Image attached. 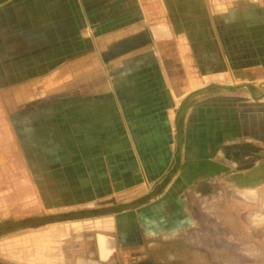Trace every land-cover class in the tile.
<instances>
[{"label":"crops","instance_id":"obj_1","mask_svg":"<svg viewBox=\"0 0 264 264\" xmlns=\"http://www.w3.org/2000/svg\"><path fill=\"white\" fill-rule=\"evenodd\" d=\"M6 8L14 10L6 18L9 24L33 25L38 30L50 26L58 29L55 30L58 35L64 33L61 27H87L81 32L91 36V63L75 61L50 71L40 81L44 86L41 91L87 89L91 92V152L93 147L104 154L116 148L115 152L120 154L135 155L141 176L149 171L148 174L157 178L149 189L131 199L132 203L85 211L91 205L79 203L77 164L56 162L55 168L50 165L47 170L73 171L69 175L57 174L61 177L47 172L46 181L42 179L41 185L58 187L45 188V195H52L48 197L51 200L59 198L63 204L39 213L48 218L26 225L22 237L10 240L7 246L0 243V254L1 250L7 251L8 256L0 257L1 261L124 264L122 261L127 258L120 255L119 233L124 234L126 242L130 238L127 234L134 229L141 236L164 231L144 228V216L138 217L144 210L141 207L162 197L161 202L168 201L167 211L158 205L152 215L167 217L169 221L162 220L161 224L169 232L186 229L191 216L185 205H177L182 202V193L192 185L214 178L234 186L233 196L238 199L234 198L230 205L233 226L245 227L237 218L252 206L249 211H263L255 215L258 218L255 224H259L255 228H261L264 223L261 209L264 207L261 205L264 202V0H0V10ZM22 35L26 40L25 29ZM13 37H8L9 57L19 56L18 49L12 48ZM138 39L144 40L118 52L123 44ZM101 56L119 59L118 83L110 81ZM135 59L134 65L131 64ZM82 76H87L90 86L71 85L79 83ZM43 100L41 105L54 103L53 98ZM109 131H114L113 137L119 139L114 146L112 142L106 146V142L96 139L107 136ZM93 159L97 161L98 157ZM96 163L91 171L97 170ZM105 168L108 169L104 161L100 169ZM14 185L7 183L8 187ZM86 185L91 187V182ZM63 186L75 188L65 197V191L59 188ZM250 189L255 195L245 200L242 192ZM87 191L89 197L84 201H91V189ZM17 192L9 188L0 196L3 199L0 223L9 220L11 214L4 211L13 209L14 202L10 200L14 201ZM133 211L141 225L136 223L128 230L118 226L117 218ZM50 214L59 215L50 217ZM95 221L99 229H91ZM177 259L203 261L202 257Z\"/></svg>","mask_w":264,"mask_h":264},{"label":"rangeland","instance_id":"obj_2","mask_svg":"<svg viewBox=\"0 0 264 264\" xmlns=\"http://www.w3.org/2000/svg\"><path fill=\"white\" fill-rule=\"evenodd\" d=\"M10 12L14 10L10 11L7 8L0 10V196L9 188L17 189L18 192L13 197L14 201L10 200V203L14 202L13 209L4 211L11 214L9 220L0 223V243H4L5 246L10 240L22 237L26 232L24 231L26 225L39 223L48 218L40 215L41 213L50 208L57 209L63 204L59 198L51 200L49 198L52 195L46 196L44 193L45 188L56 190L58 187L41 185L42 179L46 181L47 172L52 173L54 177H61L57 175L60 173L69 175L73 172L61 168L46 169L50 165L55 168L53 166L56 162L77 164L79 169L76 172L80 174L79 203L81 206L91 205V208H86L89 210L85 211L104 205L120 206V203H129L131 199L149 189L157 178L151 173L148 174L149 171H145L144 176H141L137 161L134 160L135 155L120 154L115 152L116 148L104 154L99 153L98 147H93L91 152V92L86 91L87 89L41 91L44 86L40 81L50 71L63 64L71 65L75 61L76 63L80 61V64L91 63V36L82 34L87 27L81 25L61 27L60 31L64 30V33L58 35L59 33L55 31L58 29L50 26L38 30V27L33 25L25 27L9 24L6 18ZM24 29L26 40L22 35ZM8 37H13L12 48L18 49L16 54L19 56H7L11 46ZM113 58L100 57L111 76L110 81L116 84L120 81V63L119 59L114 61ZM135 62L136 59L131 64L134 65ZM71 85L88 87L91 81H88L87 76H82L79 83ZM45 98H53V105H41ZM107 133V136L102 135L96 139L106 142V146L110 142L112 146L115 145L114 142H119V139L113 137L116 134L114 131ZM93 157H98L97 161ZM104 161L108 169L102 170L100 167ZM93 163L97 166L95 172L91 171V166L95 165ZM94 181L96 185H93ZM86 182H91V187L90 185L87 187ZM7 183L16 185L8 187ZM59 188L65 191L63 194L68 197L71 189L75 187ZM233 188V185L220 178L190 186L185 194L182 193L183 199H180L182 202H178L177 205L187 207L191 224L186 229L174 232L167 231L164 229L167 228L164 223L161 224L162 220L169 221L167 217L164 219L152 215L154 207L157 208L158 205L166 212L168 201L161 202V197L141 207L144 210L138 213V217L141 214L144 216L142 220L144 228L164 231L141 236L136 235L134 229L127 234L130 238L126 242L124 234L118 232L117 244L121 248V257L129 258L131 253L137 254L135 251L131 252L129 248L125 249V244L135 249L139 246L147 247L148 243L151 244L150 247L161 248L169 243H176L174 246L177 256L202 257L210 260L176 261L177 264H264V223H261V228H255L259 226L255 224L258 222L255 215L263 211H249L252 209L251 206L237 218L245 227L233 226L230 205L234 198L238 199L237 196H233ZM89 189L91 201H84L89 197L87 191ZM254 193L253 189L244 190L242 198L252 199ZM261 205L264 206V202ZM261 209L264 210V207ZM58 215L50 214V217ZM117 220L118 226L128 230L136 226L137 215L133 211L119 216ZM189 222L188 219L186 225ZM137 224L141 225L139 221ZM97 225V221L92 222L91 229H99ZM6 252L1 250L0 257H8L5 255ZM155 255L169 256L167 251Z\"/></svg>","mask_w":264,"mask_h":264},{"label":"flooded vegetation","instance_id":"obj_3","mask_svg":"<svg viewBox=\"0 0 264 264\" xmlns=\"http://www.w3.org/2000/svg\"><path fill=\"white\" fill-rule=\"evenodd\" d=\"M174 244L176 243H169L164 248H161L160 246L150 247L151 244L148 243L147 247L139 246V247H135V249H131L132 247L131 245H130L131 247H129V245L128 246L125 245L124 247L129 248L131 252L133 251L137 252V254L131 253L132 254L131 257L127 258L126 261H122V262L124 264H150V263L151 264H177L176 261H182V260L177 259L181 256H177L176 246H174ZM166 251L168 252V255H169L168 257H158L155 255V253L157 255L164 254V252ZM202 260L210 261L207 258H202ZM163 261H166V262L163 263ZM0 264H12V263H6L0 260Z\"/></svg>","mask_w":264,"mask_h":264},{"label":"water","instance_id":"obj_4","mask_svg":"<svg viewBox=\"0 0 264 264\" xmlns=\"http://www.w3.org/2000/svg\"><path fill=\"white\" fill-rule=\"evenodd\" d=\"M144 39H138V40H134L131 41L129 43H125L122 46L119 47L118 52L124 51L126 49L132 48L137 46L138 44H140Z\"/></svg>","mask_w":264,"mask_h":264},{"label":"trees","instance_id":"obj_5","mask_svg":"<svg viewBox=\"0 0 264 264\" xmlns=\"http://www.w3.org/2000/svg\"><path fill=\"white\" fill-rule=\"evenodd\" d=\"M7 221V220H6Z\"/></svg>","mask_w":264,"mask_h":264}]
</instances>
